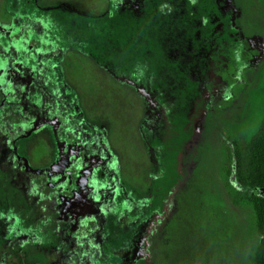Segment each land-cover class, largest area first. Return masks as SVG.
I'll return each instance as SVG.
<instances>
[{"label":"flooded vegetation","instance_id":"obj_1","mask_svg":"<svg viewBox=\"0 0 264 264\" xmlns=\"http://www.w3.org/2000/svg\"><path fill=\"white\" fill-rule=\"evenodd\" d=\"M230 1L213 0L219 21L223 15L232 20ZM37 2L2 0L10 13L9 22L0 21V264H90L93 259L134 264L146 254L152 236L154 240L157 221L168 214L178 154L194 129L188 115L194 121L200 115L202 95L195 83L182 87L184 96L173 98L190 105L188 113L186 106L183 110L185 122L171 117L168 93L211 63L205 19L194 15L191 20L197 23L191 26L190 18H178L179 31L164 35L170 43L161 56L152 48L126 58L112 52L120 67L132 55H149L154 61L162 57L168 63L164 70L179 75L170 80V74L164 95L158 94L155 79L148 91L136 80L114 74L98 60L96 54L102 52L95 47L103 70L146 98L136 133L125 134L116 132L112 121L94 117L88 95L75 79L77 70L69 68L68 52L85 53L93 48V37L88 33L85 42L78 41L77 33L70 37L58 21L45 28L37 20L39 11L32 17L19 9H35ZM51 10L48 16L56 13ZM122 137H138L145 167L133 163V148ZM161 150L174 161L164 162Z\"/></svg>","mask_w":264,"mask_h":264},{"label":"rangeland","instance_id":"obj_2","mask_svg":"<svg viewBox=\"0 0 264 264\" xmlns=\"http://www.w3.org/2000/svg\"><path fill=\"white\" fill-rule=\"evenodd\" d=\"M180 1L182 14L177 0H38L35 9H19L32 17L39 11L37 20L45 28L58 21L70 37L77 31L91 34L93 48L68 52L69 68L77 70L75 79L88 95L94 117L112 121L113 129L125 134L136 133L146 98L104 71L95 60V47L124 58L150 48L161 56L170 43L164 35L179 31V19L190 18L195 26L197 21L191 19L202 14L213 59L168 93L171 117L185 122L183 110L186 106L188 113L190 105L173 98L184 96L182 87L195 83L202 95L200 115L195 121L188 115L194 129L178 154L168 214L157 221L154 240L152 236L146 254L134 264H252L260 239L255 214L233 179L239 176L238 168L245 173L248 143L264 115V0L243 6L241 0H229L234 14L231 21L223 15L222 24L213 0ZM1 3L0 21L6 24L10 9ZM51 9L56 13L48 16ZM122 140L133 148V163L145 167L138 137ZM161 157L167 162L164 154ZM90 264L112 263L93 259Z\"/></svg>","mask_w":264,"mask_h":264},{"label":"trees","instance_id":"obj_3","mask_svg":"<svg viewBox=\"0 0 264 264\" xmlns=\"http://www.w3.org/2000/svg\"><path fill=\"white\" fill-rule=\"evenodd\" d=\"M81 33V31H77V39L78 41L85 42L83 38H85L86 35L81 36ZM73 44L79 47V44ZM133 55L131 58L126 59L121 67L118 65L120 62L117 60L116 55L113 57L112 53L107 55L106 59L99 54H96V57L108 66L114 74L130 77L132 80H136L148 91L151 90L153 80L155 79L159 95H164L166 93L170 74V80L179 79V75L177 76L175 71H171V73L168 74L167 71L164 70L162 66L168 63L161 61L162 57H157V60L154 61L150 59L149 55L142 56L141 58ZM153 66L156 67L155 71V67ZM175 127L176 125L174 124V130L176 129ZM159 153L164 154L167 161H174V157H169V154L164 152V150H161ZM238 172V178L233 179V181L235 182L238 191L248 198L249 202L252 204L256 219V230L260 237L254 252L252 264H264V192L262 191L264 189V115L257 131L248 143L247 166L245 173L239 171V168Z\"/></svg>","mask_w":264,"mask_h":264},{"label":"water","instance_id":"obj_4","mask_svg":"<svg viewBox=\"0 0 264 264\" xmlns=\"http://www.w3.org/2000/svg\"><path fill=\"white\" fill-rule=\"evenodd\" d=\"M262 191L264 192V189Z\"/></svg>","mask_w":264,"mask_h":264}]
</instances>
